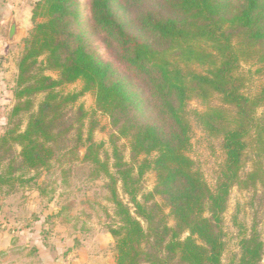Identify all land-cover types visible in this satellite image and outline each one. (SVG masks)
Wrapping results in <instances>:
<instances>
[{"label":"trees","instance_id":"16d2710c","mask_svg":"<svg viewBox=\"0 0 264 264\" xmlns=\"http://www.w3.org/2000/svg\"><path fill=\"white\" fill-rule=\"evenodd\" d=\"M80 7V0L36 5L35 18L46 21L25 40L11 113L28 119L24 130L20 121L0 140L5 153L21 148L9 160V173L0 175V185L33 181L17 173L50 171L68 154L79 161L81 146L86 149L81 163L93 165L95 179L110 180V201L120 221L109 232L116 264H222V215L232 187L264 184V114L257 112L264 106V85L258 94L247 95L246 79L237 72L242 62L255 59L264 71V0H90L89 23L104 35L124 71L87 49ZM45 71L57 72L58 78ZM78 81L84 84L79 93L57 90ZM86 93H93L97 109L115 129L111 157H100L105 143L94 142L95 125L84 139L83 106L77 140L69 144L76 125L68 121L67 108ZM41 94L45 97L37 103ZM216 95L228 107L194 112L206 133L223 140L226 160L213 191L187 155L192 133L188 104ZM120 139L131 148L130 162L117 145ZM5 160L0 157V163ZM69 171L63 168V181ZM149 171L157 182L153 192L145 193L141 182ZM118 183L134 211L120 199ZM156 196L164 198L169 215L166 206L154 202ZM168 216L174 218L173 227ZM263 261L264 241L254 231L241 240L234 264Z\"/></svg>","mask_w":264,"mask_h":264},{"label":"rangeland","instance_id":"374dc122","mask_svg":"<svg viewBox=\"0 0 264 264\" xmlns=\"http://www.w3.org/2000/svg\"><path fill=\"white\" fill-rule=\"evenodd\" d=\"M43 1L0 0V140L20 121H22L20 129L26 128L27 115L13 118L11 113L16 104L18 63L25 50V40L37 24L46 21L44 17L35 18L36 5ZM89 1L80 0L81 29L85 36L86 47L105 62L113 63L121 71H124L114 53L107 47L104 35L96 32L89 23ZM13 23L16 24L18 30L14 41L11 42L10 30ZM43 60L44 57L39 62L41 63ZM260 69L261 64L256 59L241 63L237 72L246 79L245 92L247 95L254 96L261 91L264 85V71H260ZM45 73L54 79L58 78L57 72L45 71ZM83 86V82L78 81L57 90L63 94L79 93ZM44 97L45 94H41L35 101L39 103ZM94 99L93 93H86L75 104L67 108L68 121L70 124L76 125L68 135L69 144L73 146L77 140V129L80 126L77 124L80 116L78 109L83 106L87 113V117L82 121L84 139L87 138L90 126L95 125L94 142L105 143L99 152L100 157L104 158L106 154L111 157L113 145L110 142V137L115 129L111 126L109 117L97 109ZM211 107L228 106L217 95L208 102H203L200 99L189 101L188 110L192 120V133L191 147L187 150V155L194 161L195 170L200 172L209 187L216 191L219 176H221L226 160L223 140L221 137H213L206 133L197 123L194 115V112H203ZM257 112L259 116L264 114V106ZM117 145L122 149L124 160L130 162L131 148L128 142L120 139ZM20 149V147L14 146L12 152L0 151V157L6 158L0 163V175L9 173V160L17 158ZM85 152L86 149L80 146L78 150L80 160H83ZM155 156L154 154L150 158ZM76 158V154H68L61 158V161L56 163L50 171L39 174L23 171L17 173V176H23L24 180L35 178L33 181L0 185V243L6 235H32L42 237L40 238L41 242L46 240L48 244H45L53 246L57 250L54 240L59 236L77 235L80 240L93 236H104L109 238L113 259L116 258L115 241L109 232L110 228L119 227L120 221L115 216V207L110 201L111 191L107 188L110 180L104 176L95 179L92 175L93 165L83 164ZM142 158L145 156L140 159ZM250 164L248 163L243 170L245 174L249 172ZM261 164L264 169V158L261 159ZM63 168L67 171L70 170L67 174V181L62 179ZM142 179V192H153L157 182L156 173L149 171ZM37 184L41 190L38 189ZM117 190L120 199L129 203L128 206L134 211L129 198L123 194L120 183L117 185ZM138 201H141V195L138 196ZM154 202L166 206L162 197L156 196ZM227 204L221 223L225 242L222 264H234L240 254V242L243 238H249L256 231L264 241V184L258 182L256 186L248 188L234 185ZM165 213L170 214V209L167 206ZM206 216L209 217V214ZM168 224L171 227L175 225L173 217L168 216ZM26 244L25 241H20V244H17L16 249H19V253L23 252ZM37 245L38 243H34L32 246L36 248ZM1 253L0 260L5 257ZM261 264H264V261Z\"/></svg>","mask_w":264,"mask_h":264},{"label":"crops","instance_id":"0c3cea01","mask_svg":"<svg viewBox=\"0 0 264 264\" xmlns=\"http://www.w3.org/2000/svg\"><path fill=\"white\" fill-rule=\"evenodd\" d=\"M40 238L6 235L0 243V253L5 256L0 264H115L107 237L93 236L80 240L77 235L59 236L54 240L57 250L48 246L46 240L41 242ZM20 241L27 243L21 253L16 249ZM34 243H38L36 248L32 246Z\"/></svg>","mask_w":264,"mask_h":264},{"label":"water","instance_id":"95a60500","mask_svg":"<svg viewBox=\"0 0 264 264\" xmlns=\"http://www.w3.org/2000/svg\"><path fill=\"white\" fill-rule=\"evenodd\" d=\"M17 27H16V24H12L11 26V30H10V41L13 42L14 41V37L16 36V33H17ZM116 264V262H115Z\"/></svg>","mask_w":264,"mask_h":264}]
</instances>
